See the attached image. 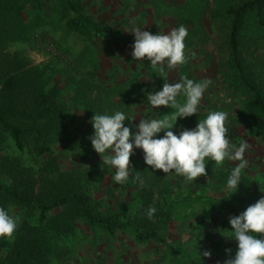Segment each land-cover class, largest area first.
<instances>
[{
	"label": "trees",
	"instance_id": "1",
	"mask_svg": "<svg viewBox=\"0 0 264 264\" xmlns=\"http://www.w3.org/2000/svg\"><path fill=\"white\" fill-rule=\"evenodd\" d=\"M18 1L35 16L42 12L39 0H0V52L7 44L28 38L21 14L26 10ZM58 1L65 28L91 47L95 40L113 46L134 42L119 36L116 27L86 14L81 0ZM215 5L210 15L225 28L226 47V58L213 75L218 95L214 100L203 96L196 115L185 122L194 129L209 112L225 111L230 143L238 146L243 131L249 147L264 156V63L256 57L258 52L264 56V0H218ZM0 64V207L18 218L13 239L0 238V264H83L77 251L80 244L96 246L99 236L114 243L117 234L129 236L134 245H152L174 257L168 224L179 203L175 197L182 186L192 188L193 183L174 172L166 175L154 170L144 163L141 149L134 148L129 179L117 184L115 169L102 163L88 138L93 135L94 114L122 111L128 118L125 126L134 134L140 119L164 116L167 108H153L147 94L183 75L157 71L143 86L135 70L123 72L119 80L114 79L115 70L113 78L109 75L99 81L98 65L66 75L61 84L51 65H31L22 58ZM177 99L182 103L185 97L181 94ZM162 137L160 132L154 138ZM205 160L207 176L194 181L216 197L206 200L211 213L203 209L196 222L186 224V243L209 251L216 264H224L235 254L225 251L229 245L222 240L223 222L216 213L225 210L238 216L264 197V171L242 170L240 184L232 193L227 179L239 162L226 159L216 166L210 158ZM136 172L141 173L144 187L134 182ZM150 206L156 208L151 220L147 217ZM78 222L90 237L78 228ZM253 235L264 239V234Z\"/></svg>",
	"mask_w": 264,
	"mask_h": 264
},
{
	"label": "rangeland",
	"instance_id": "2",
	"mask_svg": "<svg viewBox=\"0 0 264 264\" xmlns=\"http://www.w3.org/2000/svg\"><path fill=\"white\" fill-rule=\"evenodd\" d=\"M42 5V12L39 15L28 12V6L18 1L17 5L22 6L26 12H21L25 28L29 31L28 38L24 42L15 41L9 43L0 52L1 60H20L21 58L31 65H51L55 70V79L61 78V84L67 76L76 72H84L96 68L98 65V80L105 81L107 76H118L114 79H121V74L131 73L134 70L137 80L145 86V80L150 78L156 69L150 66L147 60L135 61L131 56L132 44L113 46L101 44L95 40L91 47L81 37L71 33L64 26V19L59 15L58 0H39ZM85 5L86 14L94 20H103L108 25H112L120 35L129 38L131 22L140 27L142 31H149L155 35L157 33H167L172 30L173 24L185 26L188 35L185 38V56L187 63L167 68V61L164 63L165 72L178 71L188 79L199 82L207 79L211 81L209 88L204 92L205 99H216L218 89L214 86L213 75L216 68L224 62L226 58L225 28L219 24L210 13L216 7L218 0H81ZM227 3H235L238 0H221ZM39 16V18H37ZM39 24V26H38ZM264 45V41L263 44ZM256 53L257 61L264 63V56ZM1 66V64H0ZM261 67V66H260ZM264 69V66H262ZM139 73H143L140 75ZM179 73V74H180ZM143 76V77H142ZM66 77V78H65ZM264 80V73L262 75ZM203 98V97H202ZM185 100V99H184ZM184 102V101H183ZM174 110L166 109L164 115L171 114ZM185 118H177L173 129L176 135L180 131L189 129ZM88 122V120H86ZM162 135L164 132L162 131ZM243 131L240 138L244 140ZM10 151V148H8ZM141 153L143 151L141 150ZM254 154V155H253ZM249 167L255 170L264 171V156L254 152L250 147L245 152ZM253 166V167H252ZM261 177L259 174H257ZM185 182H188L185 178ZM193 187L182 186L181 193L175 199L179 201L175 207L171 221L168 224V232L171 234L172 246L176 255L166 256L152 245H134L129 236L115 235L114 243L103 241L99 236L98 244L93 246L91 242L80 244L78 255L83 264H216V257L205 258L203 252L193 249L186 243L188 231L186 224L196 222L203 209L211 213V209L206 207L208 198H215L209 194L203 186H199L192 181ZM191 189L192 192L189 191ZM213 213V212H212ZM235 216L228 211H219L216 218L223 222L221 228L222 240L229 245L232 254L237 250V243L231 235V227L228 222L229 217ZM79 229L85 235L91 233L80 222L77 223ZM91 247V248H89ZM191 252L187 260V252ZM81 264L80 262H76Z\"/></svg>",
	"mask_w": 264,
	"mask_h": 264
},
{
	"label": "clouds",
	"instance_id": "3",
	"mask_svg": "<svg viewBox=\"0 0 264 264\" xmlns=\"http://www.w3.org/2000/svg\"><path fill=\"white\" fill-rule=\"evenodd\" d=\"M131 24L130 34L134 37L131 46L133 60H147L153 69L165 76V61L169 69L187 63L184 41L188 31L185 26L153 35L149 31H142L134 21ZM210 84L211 81L207 79L196 82L180 76L176 82L163 83L160 91L148 93L146 98L153 108L163 106L174 111L160 118L140 119L135 134L130 127L125 126L128 118L122 111H116L112 115L92 116L90 124L93 135L88 139L102 163L115 169L113 180L117 184L128 181L132 171L130 157L136 148L143 151L146 165L166 175L174 172L177 176L185 177L188 182L207 176L205 158H210L216 166H221L226 159L238 161L227 179V188L232 193L237 190L242 170L248 165L245 152L249 144L241 141L237 146L227 139L228 129L225 123L228 114L225 111L209 112L205 119L197 122L194 129H184L179 135L171 130L177 118L196 115L198 104ZM181 94L185 97L182 103L177 99ZM162 131V138H154ZM133 180L141 187L145 186L140 172H136ZM155 212L156 208L150 206L147 209L148 219L151 220ZM228 222L237 250L224 264H264V239L253 235L264 234V197L238 216L229 217ZM17 228L18 218L0 207V238L12 240ZM225 251L231 252L230 249ZM199 255L210 258L211 253L204 251Z\"/></svg>",
	"mask_w": 264,
	"mask_h": 264
}]
</instances>
